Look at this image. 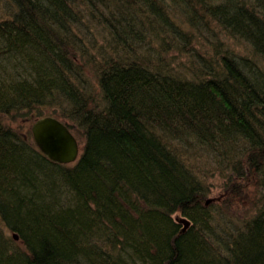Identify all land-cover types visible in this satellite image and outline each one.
I'll return each mask as SVG.
<instances>
[{
    "label": "trees",
    "instance_id": "obj_1",
    "mask_svg": "<svg viewBox=\"0 0 264 264\" xmlns=\"http://www.w3.org/2000/svg\"><path fill=\"white\" fill-rule=\"evenodd\" d=\"M0 264H264V0H0Z\"/></svg>",
    "mask_w": 264,
    "mask_h": 264
},
{
    "label": "water",
    "instance_id": "obj_2",
    "mask_svg": "<svg viewBox=\"0 0 264 264\" xmlns=\"http://www.w3.org/2000/svg\"><path fill=\"white\" fill-rule=\"evenodd\" d=\"M33 141L38 149L54 163L70 164L79 156V143L66 124L54 116H42L31 125ZM209 200H206L208 203ZM182 231L189 226V221L181 218Z\"/></svg>",
    "mask_w": 264,
    "mask_h": 264
},
{
    "label": "rangeland",
    "instance_id": "obj_3",
    "mask_svg": "<svg viewBox=\"0 0 264 264\" xmlns=\"http://www.w3.org/2000/svg\"><path fill=\"white\" fill-rule=\"evenodd\" d=\"M221 176L222 175L215 174V175H213V177L208 178V180H207L208 192L206 194L205 200L212 201V202L216 203V205L219 207H220V205H221V207L222 206L224 207L225 204L223 203V201H225L227 196H232V194L225 193V191L223 189V178L220 179ZM232 197L235 198V196H232ZM242 203L238 206V208L242 207ZM243 212H244L243 210H239L238 211L239 216H242ZM177 216H179V214H177ZM181 225L183 228L182 223H181Z\"/></svg>",
    "mask_w": 264,
    "mask_h": 264
}]
</instances>
